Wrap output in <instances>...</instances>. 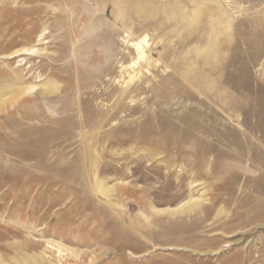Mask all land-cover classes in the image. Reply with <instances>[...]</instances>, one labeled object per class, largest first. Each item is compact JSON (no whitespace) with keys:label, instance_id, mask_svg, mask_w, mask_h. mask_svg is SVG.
Instances as JSON below:
<instances>
[{"label":"rangeland","instance_id":"374dc122","mask_svg":"<svg viewBox=\"0 0 264 264\" xmlns=\"http://www.w3.org/2000/svg\"><path fill=\"white\" fill-rule=\"evenodd\" d=\"M0 92V264H264V0H0Z\"/></svg>","mask_w":264,"mask_h":264},{"label":"bare ground","instance_id":"6f19581e","mask_svg":"<svg viewBox=\"0 0 264 264\" xmlns=\"http://www.w3.org/2000/svg\"><path fill=\"white\" fill-rule=\"evenodd\" d=\"M132 45L134 47H136V49L139 51L140 54H143V51H142L143 49L140 51L142 43L137 42V43H132ZM32 88H34V87L32 86ZM3 96H5V94L3 92H0V100L2 99ZM4 100H7V99H4ZM188 207L191 208L189 205H188ZM43 260H44V258L42 256H37L35 258L32 256H28L27 258L21 257L20 258V264L21 263H23V264H42Z\"/></svg>","mask_w":264,"mask_h":264}]
</instances>
